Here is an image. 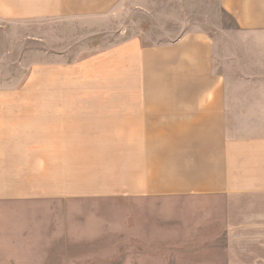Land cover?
<instances>
[{"label": "crops", "instance_id": "0c3cea01", "mask_svg": "<svg viewBox=\"0 0 264 264\" xmlns=\"http://www.w3.org/2000/svg\"><path fill=\"white\" fill-rule=\"evenodd\" d=\"M213 1L214 31L127 38L45 68L76 91L0 99V185L37 183L42 203L61 181L70 196L120 200L91 207L107 216L94 217L85 253L65 237L61 207L0 210V264H208L186 256L210 251L208 220L221 235L244 217L264 226V0ZM64 3L0 0V18L45 21Z\"/></svg>", "mask_w": 264, "mask_h": 264}, {"label": "rangeland", "instance_id": "374dc122", "mask_svg": "<svg viewBox=\"0 0 264 264\" xmlns=\"http://www.w3.org/2000/svg\"><path fill=\"white\" fill-rule=\"evenodd\" d=\"M62 7L61 15L45 21L0 18V99L76 91V87L69 89V86L53 84L51 78L48 83L45 68L51 65L75 66L80 59L127 38L136 37L145 45H155L174 41L192 26L214 31L218 25L214 23L217 3L213 0H65ZM224 23L227 28L233 26L230 20ZM28 166L27 169L15 166L13 171L19 173L25 169L24 172L34 176L33 164ZM20 179L26 178L11 177V180ZM76 184L79 187L80 181ZM49 185L45 183L46 188ZM56 185L60 197L43 203L35 197L37 183L0 185L1 191L8 192L5 200L0 201V210L21 213L41 206L61 207L65 237L71 233L77 235L79 243L75 247L85 253L89 248L88 236L98 229L94 217L106 214L104 211H90L91 207L93 204H116L120 200L91 201L85 196L68 195L69 181ZM69 206L76 207L70 209ZM209 207L207 214L210 217L213 204ZM239 223L242 226L236 229V234L221 235V228L215 226L214 220H208L209 228L202 230L200 236L210 251L186 256L194 261L206 260L208 264H264V226L249 228L246 217ZM65 242L68 244L70 240L65 238ZM67 244L66 250H72V245Z\"/></svg>", "mask_w": 264, "mask_h": 264}]
</instances>
